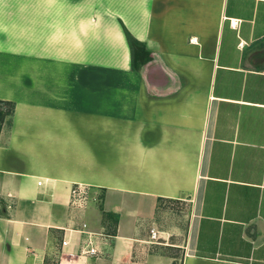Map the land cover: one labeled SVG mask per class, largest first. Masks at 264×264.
Segmentation results:
<instances>
[{
    "label": "crops",
    "instance_id": "crops-1",
    "mask_svg": "<svg viewBox=\"0 0 264 264\" xmlns=\"http://www.w3.org/2000/svg\"><path fill=\"white\" fill-rule=\"evenodd\" d=\"M0 101V264L157 263L167 201L195 206L158 230L180 264H264V0H0ZM77 184L99 209L69 208ZM106 221L105 258L61 253Z\"/></svg>",
    "mask_w": 264,
    "mask_h": 264
},
{
    "label": "built area",
    "instance_id": "built-area-1",
    "mask_svg": "<svg viewBox=\"0 0 264 264\" xmlns=\"http://www.w3.org/2000/svg\"><path fill=\"white\" fill-rule=\"evenodd\" d=\"M100 194L92 191V188L77 184L70 189L69 208L72 211L83 213L92 203L100 202ZM69 234L60 243V251L63 254L64 249L71 243V234H76L77 252L74 255H69L70 258H85V259H103L107 256L111 247V239L113 238L109 233L105 232V228L99 231H94L89 228L88 224L83 222L79 227H68L64 230ZM149 244L160 246L164 245L159 242L160 232L156 228H151L149 231Z\"/></svg>",
    "mask_w": 264,
    "mask_h": 264
},
{
    "label": "rangeland",
    "instance_id": "rangeland-1",
    "mask_svg": "<svg viewBox=\"0 0 264 264\" xmlns=\"http://www.w3.org/2000/svg\"><path fill=\"white\" fill-rule=\"evenodd\" d=\"M253 66H259L258 59H250ZM9 128L4 127L1 131L2 136H7ZM101 203H92L90 207L99 209ZM102 206V205H101ZM195 210L194 203L186 202H162L160 203L156 215L153 219L155 227L159 231L173 235L172 237L180 240L184 232H186L187 225L190 224L193 211ZM105 232L111 234L114 229L113 226L106 221ZM148 227L145 229L147 230ZM101 230V229H100ZM171 233V234H170ZM162 237V236H161ZM159 242L162 244H168L166 239L160 238ZM169 244H177V241H169ZM181 249L175 247H165L163 245L153 246L149 252L152 257L159 259L157 263L150 264H180L183 253Z\"/></svg>",
    "mask_w": 264,
    "mask_h": 264
},
{
    "label": "trees",
    "instance_id": "trees-1",
    "mask_svg": "<svg viewBox=\"0 0 264 264\" xmlns=\"http://www.w3.org/2000/svg\"><path fill=\"white\" fill-rule=\"evenodd\" d=\"M125 35L131 52L132 69L137 70L139 68V60L142 59L141 65L146 61L143 57L139 59V56H143L145 53L144 44L135 40L127 31H125ZM13 114L14 104L0 101V133L4 127L11 128ZM105 216L110 219L112 224H116L117 219L114 215L105 214Z\"/></svg>",
    "mask_w": 264,
    "mask_h": 264
}]
</instances>
